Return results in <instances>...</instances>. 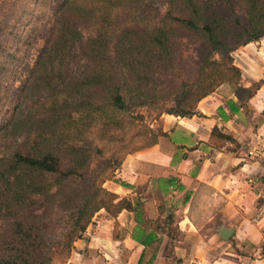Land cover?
<instances>
[{"label": "trees", "instance_id": "16d2710c", "mask_svg": "<svg viewBox=\"0 0 264 264\" xmlns=\"http://www.w3.org/2000/svg\"><path fill=\"white\" fill-rule=\"evenodd\" d=\"M160 1L0 0V264H65L99 211L140 210L104 183L164 137L153 122L195 115L223 84L241 106L262 86H241L233 54L264 37V0Z\"/></svg>", "mask_w": 264, "mask_h": 264}, {"label": "crops", "instance_id": "0c3cea01", "mask_svg": "<svg viewBox=\"0 0 264 264\" xmlns=\"http://www.w3.org/2000/svg\"><path fill=\"white\" fill-rule=\"evenodd\" d=\"M233 60L242 87L263 81L256 94L241 106L223 84L195 115L162 116L164 137L104 183L119 198L137 195L140 210L99 211L65 264H264V37ZM214 128L236 145L213 147ZM223 229L233 230L227 241ZM148 239L159 240L156 250L142 245Z\"/></svg>", "mask_w": 264, "mask_h": 264}, {"label": "rangeland", "instance_id": "374dc122", "mask_svg": "<svg viewBox=\"0 0 264 264\" xmlns=\"http://www.w3.org/2000/svg\"><path fill=\"white\" fill-rule=\"evenodd\" d=\"M152 2L160 10L163 9V6H162V3L160 0H152ZM76 52H77V48H75V47L72 48L70 50V53H69L67 59L65 60L64 68H65L66 74H68V75H76L82 69L83 62L80 61L79 58H77ZM161 118L158 121L152 123V125H151L152 130L162 131V129H161ZM60 234H61V228L49 237L50 241L55 242L56 240H58V238L60 237Z\"/></svg>", "mask_w": 264, "mask_h": 264}, {"label": "water", "instance_id": "95a60500", "mask_svg": "<svg viewBox=\"0 0 264 264\" xmlns=\"http://www.w3.org/2000/svg\"><path fill=\"white\" fill-rule=\"evenodd\" d=\"M232 229H223V230H221V232H220V237L223 239V240H225V241H227L230 237H231V235H232Z\"/></svg>", "mask_w": 264, "mask_h": 264}]
</instances>
